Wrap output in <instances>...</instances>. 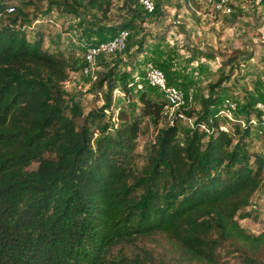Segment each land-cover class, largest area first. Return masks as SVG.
<instances>
[{
    "label": "trees",
    "instance_id": "16d2710c",
    "mask_svg": "<svg viewBox=\"0 0 264 264\" xmlns=\"http://www.w3.org/2000/svg\"><path fill=\"white\" fill-rule=\"evenodd\" d=\"M35 1L0 0V264H151L146 250L129 256L113 248L156 232L194 264H220L217 249L227 240L248 252L263 248L264 229L249 232L239 218L248 215L245 207L264 180V157L246 140L253 129L263 132L251 118H260L255 105L264 101V89L239 105L213 92L223 86L219 79L201 112L179 109L168 118L162 90L143 78L147 58L136 73L135 64L101 72L93 92L103 102L86 110L81 94L63 88L76 68L71 51L45 47L41 30L29 37L23 29L25 7ZM86 4L106 16L111 0ZM122 6L140 16L138 0ZM129 24L97 30L88 44ZM155 64L182 87L167 75L171 63ZM134 76L163 101L141 88L135 102ZM115 90L130 109L118 106L116 116ZM225 98L237 103L234 120L218 113ZM146 117L165 124L139 163L137 137Z\"/></svg>",
    "mask_w": 264,
    "mask_h": 264
},
{
    "label": "rangeland",
    "instance_id": "374dc122",
    "mask_svg": "<svg viewBox=\"0 0 264 264\" xmlns=\"http://www.w3.org/2000/svg\"><path fill=\"white\" fill-rule=\"evenodd\" d=\"M18 0H13L17 2ZM37 0L25 7L28 20L23 29L32 37L37 30L43 32V46L59 48L71 59H76V68L69 70L64 82L67 95L81 94L85 109L100 105L93 86L101 72L110 67L130 69L135 64L136 73L143 59H151L163 67L171 63L167 73L173 82L185 90L183 105L172 108L166 105L167 117L177 110L201 112L204 100L211 94V84L216 86L222 97L232 96L239 105L247 96L257 95V89H264V1L251 5L236 1L231 12L214 11L208 0H154V9L139 8L140 16H133L122 6L123 0H111L106 16L87 6L86 0ZM130 22L129 37L125 48L117 52L98 53L91 71L86 74L82 67L88 42L96 39L97 30H110L122 23ZM91 33V36L89 33ZM142 40V41H141ZM140 41L142 44H140ZM142 49L139 50V48ZM134 76L132 96L136 102L137 89L144 88L153 98L162 100L158 89L138 83ZM114 116L118 106L130 110L128 100L120 90L113 91ZM160 95V96H158ZM183 113V112H182ZM184 125L191 126L192 118L181 117ZM164 121L153 123L147 117L137 137L138 162L142 163L146 147L156 135ZM248 149L264 157V129L251 130L246 138ZM33 162L30 167H35ZM246 217L239 218L240 224L249 232L258 233L264 229V180L253 193L245 207ZM151 257V264H194L183 258L167 236L161 232L140 236L131 243L118 244L114 253L126 252L129 256L144 254ZM220 264H264V247L257 252H248L237 243L224 241L217 249Z\"/></svg>",
    "mask_w": 264,
    "mask_h": 264
},
{
    "label": "built area",
    "instance_id": "2783aa9c",
    "mask_svg": "<svg viewBox=\"0 0 264 264\" xmlns=\"http://www.w3.org/2000/svg\"><path fill=\"white\" fill-rule=\"evenodd\" d=\"M212 1V5L214 6V11H222V12H231L233 3L236 1L242 2L244 4H260L264 0H208ZM139 4L147 11H152L154 9V0H138ZM14 9L13 5H9L6 10L12 11ZM129 35V30L127 28H121L117 30L110 37L89 43L88 47L84 53L85 63L83 65V72L89 73L93 67V63L95 61V57L100 52H117L121 51L126 46V41ZM145 73L143 78L148 81L151 85L158 86L162 92L163 97L168 106L172 108L176 106L183 105L185 102V90L175 84L169 83L165 72L157 66L153 61H147L144 66ZM140 78V76H139ZM237 103L231 98H225L222 102V105L218 111L219 114L225 115L229 119L234 120ZM255 107L260 111V118L256 115H253L251 118L252 124H261L264 125V101L258 100ZM242 121V120H241ZM201 127H205L204 124H201ZM225 128V126H221Z\"/></svg>",
    "mask_w": 264,
    "mask_h": 264
}]
</instances>
